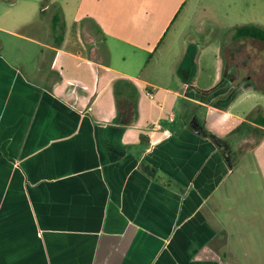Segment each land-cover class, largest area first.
<instances>
[{
	"label": "crops",
	"instance_id": "crops-1",
	"mask_svg": "<svg viewBox=\"0 0 264 264\" xmlns=\"http://www.w3.org/2000/svg\"><path fill=\"white\" fill-rule=\"evenodd\" d=\"M193 1L73 0L56 29L51 0L1 23L0 264H264V44L232 38L264 28V0ZM193 18L199 48L173 30Z\"/></svg>",
	"mask_w": 264,
	"mask_h": 264
},
{
	"label": "rangeland",
	"instance_id": "rangeland-1",
	"mask_svg": "<svg viewBox=\"0 0 264 264\" xmlns=\"http://www.w3.org/2000/svg\"><path fill=\"white\" fill-rule=\"evenodd\" d=\"M41 1L42 0H0V25H1V23H5V22L9 21L10 17L13 14H15L17 12H20L22 10L29 9L31 4L34 5V8H35V12H34V16H33L32 20L36 19L37 15H38V9H40V7H41ZM236 1H237V5L239 6V10L241 9V11H244L245 7H246L245 0H236ZM52 2L54 4L49 6L50 10L47 11V15L50 14L51 12L56 11L57 8H59L60 6L64 7L67 11L70 8H72V6H73V0H52ZM12 3H15V5L11 6ZM193 3H194V5L197 4V6H200V7L204 6L207 9L209 8L211 13L212 12L216 13V11L218 12L219 10H222V13L225 12V14L227 13L228 17L231 16V13H230V10H229L228 0H194ZM193 16L194 17H199V12L195 13ZM221 18H222V16H220L219 19H221ZM246 19L247 18H245V14L241 13L237 17V19H233V18H232V20L228 19L227 24L228 25L232 24V23L234 24V22H236V21H237V23H239L240 21H246ZM197 25H198V22L196 23L195 19L193 18V20L191 22H189L186 25V27H183V28L174 27L173 30L178 29V31L181 34L179 36L180 38L189 39L190 43H195L198 46V48H199L200 46H202L203 40L197 33L199 31L197 29ZM235 25H237V24H235ZM212 32H215V36H217V41L219 40L218 42H215V44H213L212 47L213 46L214 47H216V46L221 47L222 58L224 59V61H227L229 56H233L232 53L234 52L233 46L230 44V36L227 34V32H224V34L222 36L216 35V33L220 32L219 28L212 29ZM225 34L227 36H225ZM0 39L5 41V45L6 44H9V45L11 44V37H9V35L0 33ZM22 48H25V47H22ZM179 52H180L179 48L176 47V49H175L176 55H178ZM4 53H5V55L6 54L9 55L11 53L10 49L8 50L5 47ZM213 61H214V55L213 54L207 55L206 64H207V67L209 68L210 72H212L214 70ZM256 64H257V67H258V66H260L261 62H256ZM204 75L205 76L207 75L206 77L204 76V79H207L208 76H209L208 74H205V73H204ZM263 79H264V75L260 76L259 78H257V83L256 84H257V87L259 89H264ZM252 94H253V97H251V99H250V101L252 102L251 104H254V106L264 105V97L262 95L257 94V93H252ZM259 137H260V134L259 133L256 134L254 136V139H252V142L254 140L257 141V139ZM255 141L253 142V144L251 142H249V141H248V143L242 142L241 143L242 145L241 146L239 145L237 147V150H236L237 151V155L240 156V157L244 156L243 159H248V157H245V155H248L247 151L250 148L253 147Z\"/></svg>",
	"mask_w": 264,
	"mask_h": 264
},
{
	"label": "trees",
	"instance_id": "trees-1",
	"mask_svg": "<svg viewBox=\"0 0 264 264\" xmlns=\"http://www.w3.org/2000/svg\"><path fill=\"white\" fill-rule=\"evenodd\" d=\"M51 0H42L41 1V7H40V15H43L45 8L49 6ZM56 14L53 16V23L54 27L57 29L58 28V22L60 20V8H57L55 11ZM83 27V36L86 37V33H89L90 35L95 37L96 44L99 45L100 48V56L106 57L107 52L104 44V36L103 33L101 32L100 28L97 26V24L91 20V19H85L83 20L82 23ZM85 30V34H84ZM233 40H255L259 41L264 44V28L254 25V24H244L240 25L234 28L233 30V35H232ZM63 37H61V40ZM249 119L253 121V123L260 125L264 127V113L263 110L260 106L255 108L253 113L249 115ZM190 264H216L215 262H191Z\"/></svg>",
	"mask_w": 264,
	"mask_h": 264
},
{
	"label": "built area",
	"instance_id": "built-area-1",
	"mask_svg": "<svg viewBox=\"0 0 264 264\" xmlns=\"http://www.w3.org/2000/svg\"><path fill=\"white\" fill-rule=\"evenodd\" d=\"M150 99H153V95L149 94ZM160 128V126L158 124H153L152 126H150V130H158Z\"/></svg>",
	"mask_w": 264,
	"mask_h": 264
}]
</instances>
